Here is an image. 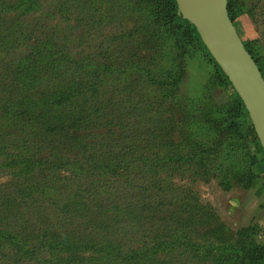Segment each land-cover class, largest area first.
Listing matches in <instances>:
<instances>
[{
  "label": "trees",
  "instance_id": "trees-1",
  "mask_svg": "<svg viewBox=\"0 0 264 264\" xmlns=\"http://www.w3.org/2000/svg\"><path fill=\"white\" fill-rule=\"evenodd\" d=\"M245 1L227 0L232 21L251 12ZM191 44L214 69L196 98L178 92ZM244 46L264 78V56ZM217 86L232 91L221 104ZM259 168L244 104L176 0H0V177L11 178L0 183L2 264H176L180 249L198 262L264 264L256 225L219 223L196 240L213 217L196 199L151 237L144 229L165 196L174 204L182 172L264 192Z\"/></svg>",
  "mask_w": 264,
  "mask_h": 264
},
{
  "label": "rangeland",
  "instance_id": "rangeland-1",
  "mask_svg": "<svg viewBox=\"0 0 264 264\" xmlns=\"http://www.w3.org/2000/svg\"><path fill=\"white\" fill-rule=\"evenodd\" d=\"M245 7L250 8L251 12L239 13L234 17L233 23L239 36L248 46L251 53L255 56L256 54L264 56V0L256 1V3L255 0H246ZM128 19L129 18H126L123 21L125 27H130L133 24V21ZM107 29L108 28H106V30ZM168 48L169 50L172 49L170 46H168ZM139 56L143 59L146 56V52H141ZM213 71L212 64L208 61V57L200 46L191 44L188 47L185 58V72L179 83V94L189 98L199 97L202 86L211 77ZM231 92L229 87L217 86L213 89L212 95L214 100L221 104L229 98ZM251 147L253 150V145ZM256 171L261 175L264 174V169L259 168ZM190 173L192 172L185 171L176 176L174 183L177 184L176 189L178 193L175 194L176 201H174V204L172 205L170 198L165 196L164 199L161 200V207L166 206L163 212L156 214L150 222L144 224L145 232L148 233L149 237H151L158 228L162 227L163 222L160 217L169 216L171 210L179 205L184 206L186 203L185 199H196L201 206L206 207L207 213L213 215L208 221L199 222L193 228V235L195 236L194 238L197 237L196 240L199 239V241L203 242L205 240V236L203 235L205 230L214 228L216 225H219V223H223L226 225V228L233 231L247 225H256L259 229L256 236L257 241L261 243L264 242V192L258 190L260 183L249 189H244L241 185L235 183L236 178H230L231 188L227 190L224 188L226 182L221 178L220 174H215L216 176H213L214 172L209 171L207 176L196 174L193 176ZM10 179V175H4L0 177V183H5L10 181ZM190 192L193 194H190ZM177 195L180 198H177ZM237 198L241 199L238 207L234 203V200ZM189 202L191 203L193 201ZM58 210L60 209L53 205L52 211L58 212ZM44 215L45 214L42 213L41 217ZM51 219L53 223H57L56 217L53 214H51ZM40 221L45 222L44 220ZM53 223L51 222L52 225ZM54 228H59V226ZM63 229H69V227L64 226ZM119 232L121 233L120 235H122L121 231H117L116 234ZM218 233L222 234L221 230H219ZM114 236L118 238V235ZM220 237H222V235ZM131 242L132 241L129 243ZM134 243H141V241ZM44 253L47 255L45 250L43 254ZM171 255L179 257L176 264H213L212 259L206 261L200 260L198 262L196 259L191 258V254L187 256L186 252L182 249H180V252H175ZM180 260L182 262H180ZM167 261H169V258H164L163 263L153 261L149 262V264H171ZM15 262L16 260H11L8 264H42L28 261L25 263ZM102 262L104 261H101L99 264H102ZM0 264L2 263L0 262Z\"/></svg>",
  "mask_w": 264,
  "mask_h": 264
},
{
  "label": "water",
  "instance_id": "water-1",
  "mask_svg": "<svg viewBox=\"0 0 264 264\" xmlns=\"http://www.w3.org/2000/svg\"><path fill=\"white\" fill-rule=\"evenodd\" d=\"M176 3L243 102L264 153V78L228 14L227 0Z\"/></svg>",
  "mask_w": 264,
  "mask_h": 264
},
{
  "label": "crops",
  "instance_id": "crops-1",
  "mask_svg": "<svg viewBox=\"0 0 264 264\" xmlns=\"http://www.w3.org/2000/svg\"><path fill=\"white\" fill-rule=\"evenodd\" d=\"M240 202H241V199H236V200H234V203H235V205L238 207L239 206V204H240Z\"/></svg>",
  "mask_w": 264,
  "mask_h": 264
}]
</instances>
